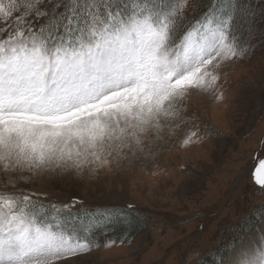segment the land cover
<instances>
[{"label":"snow or ice","instance_id":"6c2138e0","mask_svg":"<svg viewBox=\"0 0 264 264\" xmlns=\"http://www.w3.org/2000/svg\"><path fill=\"white\" fill-rule=\"evenodd\" d=\"M258 44L264 0H0V264H72L126 227L122 212L73 211L79 198L27 188L150 154L193 119L191 93L224 98L220 70ZM211 135L229 133L209 126L183 144ZM252 178L264 190V159ZM196 257L264 264V201Z\"/></svg>","mask_w":264,"mask_h":264},{"label":"rangeland","instance_id":"374dc122","mask_svg":"<svg viewBox=\"0 0 264 264\" xmlns=\"http://www.w3.org/2000/svg\"><path fill=\"white\" fill-rule=\"evenodd\" d=\"M220 71L217 93L224 98L191 93L186 115L193 119L165 128L150 154L94 175L68 174L53 182L45 174L30 184L28 191H46L52 201L82 200L73 211L131 205L129 210L140 214L143 228L127 241L121 242L120 231L109 230L99 237V247L72 264H194L201 257L190 258L193 252H211L232 225L264 201V190L252 178L264 159V44ZM209 126L229 135L183 144L189 132L203 133ZM110 240L115 242L105 246Z\"/></svg>","mask_w":264,"mask_h":264},{"label":"trees","instance_id":"16d2710c","mask_svg":"<svg viewBox=\"0 0 264 264\" xmlns=\"http://www.w3.org/2000/svg\"><path fill=\"white\" fill-rule=\"evenodd\" d=\"M191 9L189 10V12ZM108 208H104L103 210H106ZM115 211H119L125 214L126 217V227L124 224H121L117 222L115 230H118L122 233L120 236V239L122 241L126 240L130 236H133L135 232L140 231L143 228L142 223L140 222V214L135 212L134 210H129V209H117ZM197 262V261H196ZM196 262L194 264H196Z\"/></svg>","mask_w":264,"mask_h":264}]
</instances>
